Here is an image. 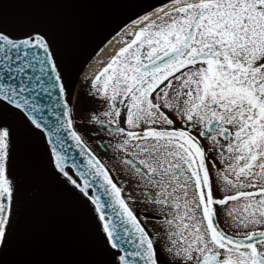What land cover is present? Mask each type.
Segmentation results:
<instances>
[{
    "label": "snow or ice",
    "instance_id": "obj_1",
    "mask_svg": "<svg viewBox=\"0 0 264 264\" xmlns=\"http://www.w3.org/2000/svg\"><path fill=\"white\" fill-rule=\"evenodd\" d=\"M63 2L0 0V264H41L14 258L27 207L61 195L86 217L70 264H264V0L133 13L91 77L92 129L71 100L78 30L49 10ZM85 132L153 206L154 235Z\"/></svg>",
    "mask_w": 264,
    "mask_h": 264
},
{
    "label": "flooded vegetation",
    "instance_id": "obj_2",
    "mask_svg": "<svg viewBox=\"0 0 264 264\" xmlns=\"http://www.w3.org/2000/svg\"><path fill=\"white\" fill-rule=\"evenodd\" d=\"M89 92L90 88L85 89L83 95H80L78 92L75 95L74 102H77V97H79L78 103L79 106H81L79 108V111L75 113V116L77 118V128L79 127V125H81L82 127H87L89 129H92L93 127L91 124L85 122L87 120V116L85 113L87 110L97 107L98 105L96 100L90 97ZM85 139L90 143V145L98 146V150L96 151L102 157L112 155L116 158L117 163L119 162L118 164L120 167V171H118L116 175L133 207L138 211L139 215H142L141 211H139V206L147 207L148 214H146V216L148 218L156 220L153 218L155 216L153 206L144 202V197L137 190L136 184L132 180L130 173L125 171V168L119 160V157L114 155L111 150H106L104 145L100 144L98 138H96L95 136L87 135ZM209 159H212V157L210 156ZM131 190H134L135 192V195L133 197L130 194ZM45 198L40 203L29 202V205L27 207L25 228L21 233L17 254L14 257L16 259H27L42 263V257L45 256L47 263V261L54 260V258L59 254L60 251L59 249H57V247L65 244L62 247L61 251L63 252L65 250V247L71 241V236L72 239H74L75 233L78 236H83V226L79 222L78 224H76V222L74 221V216H72L74 213L73 210L70 211L71 215H69V212L66 210L62 209V211H58V213H56L55 211H53L54 206L51 209L49 208V210H51L49 212V215L57 217L61 223L63 222L62 220L66 221L67 219L66 225L64 223H62L61 226H59L57 223L50 224L48 212H46L44 208L39 207H41V204L50 205L54 202L47 196ZM58 205L60 204H57V206ZM68 217H71V219H69ZM221 220H223V216H221ZM43 223L44 225L49 224V227L43 226V228L41 229ZM149 228L154 235L157 228H155L154 226H149Z\"/></svg>",
    "mask_w": 264,
    "mask_h": 264
},
{
    "label": "bare ground",
    "instance_id": "obj_3",
    "mask_svg": "<svg viewBox=\"0 0 264 264\" xmlns=\"http://www.w3.org/2000/svg\"><path fill=\"white\" fill-rule=\"evenodd\" d=\"M166 3V2H164ZM161 3V4H164ZM58 10L61 9H67L68 5H71L72 7L74 6L76 9L79 8H86L85 9V18L86 20H90L92 18L93 10L95 8V11H100L101 16L97 19H95L91 24L94 25L95 27L99 28L100 30H103L105 27L109 26L110 23H115L123 18V16L126 14V10L119 5V3H114L112 0H65L63 3L55 4L54 6H51L49 9L51 12L57 6ZM160 5V4H158ZM157 6V5H155ZM154 6V7H155ZM130 9L127 11L129 12ZM83 16V15H82ZM75 18V17H74ZM80 18V17H79ZM78 18V20H79ZM134 18V17H133ZM86 24H81V27L85 26ZM137 25H132L128 22L125 23L117 32H115L113 35H111L106 42L102 45V47L97 51V53L92 57V59L87 63V65L82 69V71L78 74L77 76H92L96 71L99 70V68L102 66L101 61H105L108 59L114 51L121 45L120 44V36L123 33V31H130L133 27H136ZM89 39V40H88ZM85 42V46L88 48L86 51H84L83 54H85L89 49L93 47L95 42L98 40L97 34H94V36L88 38ZM83 54L80 57L83 58ZM75 77L73 75L72 79V87H71V100L73 101L74 98V93H75ZM47 199V198H45ZM53 204L47 205V204H41V207L39 208H44L46 212H48V218H49V223H57L59 226L64 223L66 225V221L62 220L63 222L61 223L59 219L55 216L49 215V208L51 209L53 206V211L58 213V211L66 210L69 212L73 210V215L76 216V211L79 213V215L82 217V219L86 220L85 214L82 209H80L68 196H58L55 201H53ZM56 204V205H55ZM57 204H60L57 206ZM57 206V207H56ZM71 216V217H72ZM71 217H68L71 219ZM75 219V218H74ZM43 226H48L49 224L44 225V223L41 226V229ZM70 243L67 244L65 247V250L63 252L68 253V248L71 247L74 244V239H72V236L70 238ZM65 245V244H64ZM63 244L57 247L59 251L62 253V247L64 246ZM58 252V250H57ZM73 252V250L70 251V253Z\"/></svg>",
    "mask_w": 264,
    "mask_h": 264
},
{
    "label": "water",
    "instance_id": "obj_4",
    "mask_svg": "<svg viewBox=\"0 0 264 264\" xmlns=\"http://www.w3.org/2000/svg\"><path fill=\"white\" fill-rule=\"evenodd\" d=\"M161 1L165 2L166 0H121L119 5L122 6L126 11L129 9H130V11L127 12L123 16V18L121 20H119L118 22L120 23L123 20H126L128 18L133 17V13H138L140 8L145 7L148 4L154 5L157 2H161ZM85 9L86 8H79V9L75 8L74 10L65 9L66 13H67V11H68V14L72 13V15H71L72 18L75 17L73 19V23H70V24L73 25L78 30V33H79V36H78L77 41H76L74 56L72 58V75L75 73L76 63H77L78 59H80V57L82 56L84 51H86V49L88 48V46L87 47L85 46V44H86L85 41L88 38L94 36V34H97V37L101 36L108 28H110L114 24V23H110L109 26L105 27L103 30H100L99 28H97L91 24L95 19H97L101 16L100 11H97V12H99L98 15H97V12L93 13L94 15L92 14V18L87 21L85 18V15H84ZM94 10H95V8L91 11H94ZM59 18H62V16H59ZM78 18H79V20H78ZM82 23L86 24V25L81 27ZM80 36H81V38H80ZM74 151H75V149H74ZM77 159H80V157L77 156ZM101 161L105 164V162L102 159H101ZM85 162H86V160H85ZM110 172L113 175L114 181H116L118 183V185L120 186L119 182L117 181V179H116L115 175L113 174V172L111 171V169H110ZM122 194L124 195L123 191H122ZM102 198L107 199V197H102ZM38 218H40V217H38ZM74 218H75L74 221L76 222V224H78V222H79L83 226V233H84V230L86 227V220L82 219V217L79 215V213L77 211H76V216H74ZM82 237L83 236H78L75 233L74 240H73L74 244L68 248V253L59 252V254L54 258V260L47 261V263H46V257L43 256L41 264H52V262H53V264H70V262L75 261L77 259H80L81 258V248H82ZM71 250H73V252L70 253Z\"/></svg>",
    "mask_w": 264,
    "mask_h": 264
},
{
    "label": "rangeland",
    "instance_id": "obj_5",
    "mask_svg": "<svg viewBox=\"0 0 264 264\" xmlns=\"http://www.w3.org/2000/svg\"><path fill=\"white\" fill-rule=\"evenodd\" d=\"M157 3H163V2H157ZM54 6V5H53ZM58 5L55 6V8L52 10V12L57 15L58 17L59 16H62V20H65L67 21L69 24L70 23H73V19L71 17L72 13L68 14V11L67 13L65 12L66 10L63 8L61 10H58L57 9ZM70 9V10H74L75 7L71 6V5H68L67 6V10ZM93 13H96L97 11H92ZM99 12H97V15H98ZM94 15V14H93ZM65 16V17H64ZM130 20V19H129ZM129 20H124V22L120 23L122 25H125L126 22H128ZM117 29V28H116ZM116 29H107L108 31L103 34L102 36H100L98 38V40L95 42V44L93 45V47L91 49H89L85 54H83V58L81 59H78L77 63H76V68H75V93H79L80 95H83V92L85 89H88L89 88V85H90V80L85 77V76H77V73L79 74L82 69L87 65V63L90 61V59L92 58V56L94 55V53H96L100 48L101 46L106 42V40L108 39V37H110L111 35H113L115 32H116ZM81 38V36H80ZM78 103V101H77ZM79 105V103H78ZM79 111V110H78ZM87 127H82L81 125H79L78 129H85ZM89 129V128H87ZM89 135L87 132H85V138L86 136ZM92 147L95 149V150H98V146L97 145H92ZM104 157V156H103ZM104 159L107 161V163L112 167V169L117 173L118 171H120V167H119V162L117 163V160L115 157H113L112 155H108V156H105ZM130 194L132 195V197L135 195V192L134 190H131L130 191ZM142 197V196H141ZM141 213L146 221V223L152 227L154 226L155 228L158 227V220H153L151 218H148L146 216V214H148V208L145 207V206H139ZM154 210V209H153ZM151 210V211H153Z\"/></svg>",
    "mask_w": 264,
    "mask_h": 264
}]
</instances>
